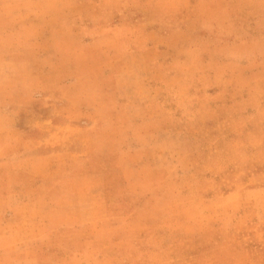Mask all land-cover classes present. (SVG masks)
I'll use <instances>...</instances> for the list:
<instances>
[{
    "label": "rangeland",
    "instance_id": "obj_1",
    "mask_svg": "<svg viewBox=\"0 0 264 264\" xmlns=\"http://www.w3.org/2000/svg\"><path fill=\"white\" fill-rule=\"evenodd\" d=\"M0 264H264V0H0Z\"/></svg>",
    "mask_w": 264,
    "mask_h": 264
},
{
    "label": "crops",
    "instance_id": "obj_2",
    "mask_svg": "<svg viewBox=\"0 0 264 264\" xmlns=\"http://www.w3.org/2000/svg\"><path fill=\"white\" fill-rule=\"evenodd\" d=\"M9 148H11V147H9ZM9 148H7V150H6L5 153H8L9 154V152L11 151V149H9Z\"/></svg>",
    "mask_w": 264,
    "mask_h": 264
}]
</instances>
